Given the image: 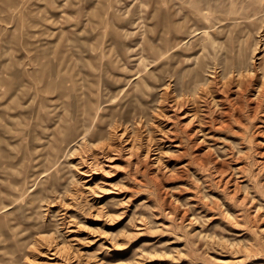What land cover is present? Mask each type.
<instances>
[{"label":"rangeland","instance_id":"1","mask_svg":"<svg viewBox=\"0 0 264 264\" xmlns=\"http://www.w3.org/2000/svg\"><path fill=\"white\" fill-rule=\"evenodd\" d=\"M0 264H264V0H0Z\"/></svg>","mask_w":264,"mask_h":264},{"label":"bare ground","instance_id":"2","mask_svg":"<svg viewBox=\"0 0 264 264\" xmlns=\"http://www.w3.org/2000/svg\"><path fill=\"white\" fill-rule=\"evenodd\" d=\"M95 154V153H94Z\"/></svg>","mask_w":264,"mask_h":264}]
</instances>
